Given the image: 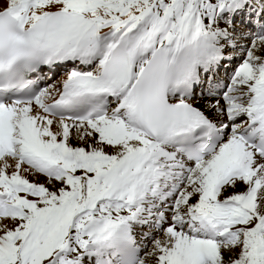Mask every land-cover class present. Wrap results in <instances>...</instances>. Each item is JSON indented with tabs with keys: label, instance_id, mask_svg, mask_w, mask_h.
I'll return each mask as SVG.
<instances>
[{
	"label": "bare ground",
	"instance_id": "1",
	"mask_svg": "<svg viewBox=\"0 0 264 264\" xmlns=\"http://www.w3.org/2000/svg\"><path fill=\"white\" fill-rule=\"evenodd\" d=\"M246 12L259 17L258 28L264 30V0H0V18L11 17L26 31L46 16L66 13L91 19L97 32L85 46L50 48L46 60L60 59L64 64L73 59V66L64 64L68 71L33 103L0 109V137L9 144L0 148V215L4 214L0 217V264L15 249L24 252L30 245L35 251L32 244L38 239L30 238L33 241L28 244L30 240L25 242L22 236L30 225L24 220V208L32 211L34 222L41 219L37 228L44 229L49 217L43 216L51 215L53 225L48 230H53L59 224L56 215L64 196L90 192L89 168L85 169L88 176L84 170L75 171L76 164L78 168L83 164L77 151L80 143L88 146L86 152L111 155L112 162L105 169L108 191L100 190L103 180L97 182V190L90 192V204L77 209H85V214L74 223L69 242L59 258L48 264H109L115 254L108 243L101 242L105 238L117 234L129 248L144 251L161 227L168 230V238L163 240L167 264H218L241 230H264V161L233 137L246 122L240 126L238 121L229 123L232 117L249 120L259 103L261 91L256 86L264 83V48L253 47L261 60L255 64L248 61L238 72L235 55L225 54L227 48L247 46L250 40L256 46L263 39L257 32L235 41L236 35L230 32L227 37L216 35L219 30L229 31V18L240 20ZM123 37H127L131 58L130 74L115 93L107 116L78 124L42 113L45 105L61 98L68 79L100 77ZM238 40L244 44L238 45ZM223 41L227 43L222 46ZM183 50L189 53L191 63L188 89L204 90L213 97L182 101L175 95L180 89L170 86L164 90L165 101L172 106H196L230 133L209 158L213 162L205 159L195 168L175 150L157 144L150 134L132 129L133 102L129 98L149 62L163 51L168 67H174ZM219 81L227 84L224 92L219 90ZM108 117L112 120L106 122ZM91 125L99 130L91 131ZM99 135L104 140L100 141ZM12 154H17L20 162L8 159ZM70 156L75 158L71 165ZM86 159L87 155L83 161ZM150 160L155 161L154 166ZM71 177L79 182L74 183ZM23 188L24 194L19 193ZM138 196L143 199L137 200ZM94 199L103 201L90 209ZM222 240L227 244L220 245Z\"/></svg>",
	"mask_w": 264,
	"mask_h": 264
},
{
	"label": "rangeland",
	"instance_id": "2",
	"mask_svg": "<svg viewBox=\"0 0 264 264\" xmlns=\"http://www.w3.org/2000/svg\"><path fill=\"white\" fill-rule=\"evenodd\" d=\"M23 14H25V12ZM225 18L228 19L227 17H225ZM234 23H235L234 25H237V27L235 28V30L232 27H231V29L229 28L230 33L234 34L237 32V34H238L237 37L239 36L238 37L239 39L241 38V39L245 40V37L242 38L241 36L243 35V33L245 34L246 33L245 31H248L249 29L245 27L246 26L245 24H243V23L240 24V21H236ZM219 31H217V33H216L218 38H220L219 36L222 35L223 33L226 34V32H228L226 29H225V31L224 30H221L220 32ZM227 36L228 35L226 34L224 37H227ZM238 38H235V40ZM226 40H229V39L226 38ZM230 42H231V40H230ZM226 43L227 42L223 41L221 43V45L226 44ZM237 43H238V45L243 44V40L242 41L238 40ZM250 43L251 44H248L247 46L243 45V46H245L244 48H243V46L241 48H240V46H238V47H234V48H230V49L227 48L225 50L226 54L231 53V54L237 55V56H233L234 63H235L234 65L237 69H241L242 67H245V65L247 64L248 61H251L252 64H255L256 61L261 60L260 54L259 55L255 54L253 52L252 48L253 47L255 48L258 46L264 48V38H263V42L262 41L257 42V43H260L259 45L257 44L255 46V43L253 40H250ZM261 43H263V44H261ZM236 51H238L239 54ZM60 72H63V70L61 69ZM60 72H59V74H60ZM59 74L57 75L56 78H54V80H52L51 83L55 84V82H57V80H59L60 76H62L61 74L59 76ZM111 120H112V118L109 117L106 122H109ZM238 122H241V120ZM242 122H244V121H242ZM89 129L91 131L99 130V128L96 125L89 126ZM103 137L104 136L101 135V137H100V135H99L98 138L100 139V141H102ZM4 146L6 147V144H4ZM108 146H112V145H108ZM87 148H88V146L80 143V148H78L77 151H79L82 154L80 156V158H81L80 164H81V161L83 162V164H81V166L79 168L76 164L77 168L75 171H77L78 169L85 171L86 168H89L88 169L89 176L92 177L91 181L87 180V182H89L91 184V187H88L90 189V192H91V190H94V191L97 190L98 183H99L98 181H100V180H103L101 182L102 187L100 190L107 192L108 190H106L107 186H106L105 181L109 180V177H108V174L106 173L105 169H106V167L108 168V165L112 162L111 155L109 156L107 154V156L104 157V156H101L98 153V151L96 153H89V152H86ZM53 149L56 151L55 147H53ZM61 149H59L58 152H61L62 151ZM70 153L71 152H69V155H70ZM85 155H87V159L84 162L83 157H85ZM16 156H18V155L12 154L9 156L10 158L8 157V159H10L12 161L13 160L17 161L18 158L16 159L15 158ZM115 157L116 156H114V158ZM77 160H79V158ZM18 161L20 162V160H18ZM69 161L70 162H68V164L71 165L75 161V158L73 156H70ZM212 161L213 160H210V161H208V163H212ZM23 162L21 161L22 164H24ZM92 163H93V165H92ZM96 167L98 168V171H97ZM86 174L88 176L87 172H86ZM71 181H73L74 183L79 182V181H76L75 179L72 180V177H71ZM81 183L85 184L86 180L81 181ZM61 184H64V183L62 182ZM46 185H48V184H46ZM76 192L70 193L71 195H65L64 198L62 199V202L60 203V206L58 207L59 211L57 212V215H56V219H57V222L59 224H57L56 229H53V230H48L53 225V223L50 222V220L52 219L51 215L48 216V214H45V217L43 216V218H46V216L49 217L48 219H46V220H48V222H46V225H44V229L40 228V227L37 228L38 225L36 223L40 222L41 219H38L37 221L34 222V217H33L32 211L26 210L24 208V220L29 221L30 225H27L28 228L26 229V231L22 232V236L24 237L25 242L29 241L30 238L31 239H38V241H36L33 244H32L33 240H30V242L28 243V244H32V245L36 246V247H33V248H35V251H34V249L31 248L30 245H27V250H24V252H23V250L17 251L20 248L15 249L14 252L12 251L10 256L4 258L2 264H48V263H51V262L55 261L56 259H58L59 256L61 255L62 251L66 247L67 243L69 242V238H70L72 230L76 224L77 218H79L80 216L85 214V209L80 210V211H78L77 209L84 206V204H86V205L90 204L89 202H91V200H92V198L90 197L89 191H87L85 194L84 193L81 194L80 197L76 196ZM19 193L24 194V188H23V191H20ZM77 200H78V202H77ZM102 201H103V199L102 200L96 199L94 201L93 205L92 206L90 205L89 208L94 209L95 206L100 204ZM72 205L74 207H72ZM79 205H82V206L79 207ZM54 207H56V206H54ZM76 207H78V208H76ZM61 211H63V212H61ZM3 215L1 214L0 217H2ZM31 226L34 228V232L32 231L33 228H31ZM46 230H47V232H46ZM31 231H32V234H31ZM166 231H167V229L164 227L159 231L158 234H156V236L153 237V239L149 243L147 249L144 250V252H143V261L144 262L142 261L143 262L142 264H153V262H154V264H156V263L157 264H159V263L160 264H163V263L167 264L168 263V256L169 255H168L167 248H166L167 243L163 241L165 239V237L168 238ZM42 233H43V235L40 236ZM239 233H241V234L239 237L237 236L238 240L236 241L235 245L233 247H229V248L224 250L225 251V257L221 261H219L218 264H229V262H232L231 264H264V230H262V232H260V233L259 232L254 233L251 230L244 228V230H241V232H239ZM29 234H30V237H28ZM38 235H39V237H38ZM18 237H20V236H18ZM226 244H227V242H225V240H222L220 243V245H226ZM233 254L234 255L238 254L239 256L236 255L234 257ZM160 258L162 259V261ZM163 258H164L165 262H164Z\"/></svg>",
	"mask_w": 264,
	"mask_h": 264
}]
</instances>
